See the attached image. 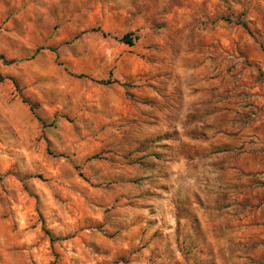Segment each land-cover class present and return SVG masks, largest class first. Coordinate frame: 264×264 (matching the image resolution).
I'll use <instances>...</instances> for the list:
<instances>
[{"label":"rangeland","instance_id":"374dc122","mask_svg":"<svg viewBox=\"0 0 264 264\" xmlns=\"http://www.w3.org/2000/svg\"><path fill=\"white\" fill-rule=\"evenodd\" d=\"M2 53L0 264H264V0H0Z\"/></svg>","mask_w":264,"mask_h":264},{"label":"trees","instance_id":"16d2710c","mask_svg":"<svg viewBox=\"0 0 264 264\" xmlns=\"http://www.w3.org/2000/svg\"><path fill=\"white\" fill-rule=\"evenodd\" d=\"M242 26L247 29L246 24H242ZM131 36H132V34H126L125 36H123L120 39V41L123 42V43H125V44H127V45H129V46H131L133 44V42H132V40L130 38ZM51 51L52 52H55V49H52ZM0 61H2V63L5 64V65H8V64L13 63L12 61H7L3 55H0ZM3 80H4V77L0 74V82H2ZM12 81H13V83L16 86L15 81L14 80H12ZM99 83L100 84H111V83H113V81H111L110 79H108L106 81H100ZM31 110H32V108H31Z\"/></svg>","mask_w":264,"mask_h":264},{"label":"crops","instance_id":"0c3cea01","mask_svg":"<svg viewBox=\"0 0 264 264\" xmlns=\"http://www.w3.org/2000/svg\"><path fill=\"white\" fill-rule=\"evenodd\" d=\"M53 53H55V52H53ZM0 55H3V56L5 57V59H6L7 61H9L7 55H5L4 53H2V54H0ZM33 58H34V57H33ZM10 61L13 62V63H11V64H13V65H14V64H18V62H17L16 60H10ZM0 63H2V61H0ZM11 64H8V65H11ZM2 65H3V66H7V65H5V64H3V63H2ZM0 74H1V73H0ZM1 75H2V74H1ZM2 76H3V75H2ZM3 77H4V76H3Z\"/></svg>","mask_w":264,"mask_h":264}]
</instances>
